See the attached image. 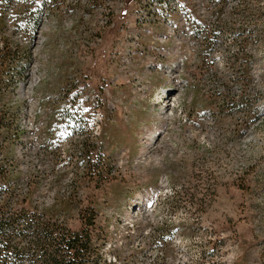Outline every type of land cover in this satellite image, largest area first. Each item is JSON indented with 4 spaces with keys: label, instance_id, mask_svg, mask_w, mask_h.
<instances>
[{
    "label": "rangeland",
    "instance_id": "374dc122",
    "mask_svg": "<svg viewBox=\"0 0 264 264\" xmlns=\"http://www.w3.org/2000/svg\"><path fill=\"white\" fill-rule=\"evenodd\" d=\"M11 1L0 205L98 264H264V0Z\"/></svg>",
    "mask_w": 264,
    "mask_h": 264
},
{
    "label": "trees",
    "instance_id": "16d2710c",
    "mask_svg": "<svg viewBox=\"0 0 264 264\" xmlns=\"http://www.w3.org/2000/svg\"><path fill=\"white\" fill-rule=\"evenodd\" d=\"M11 2L0 0V30L5 27L3 10ZM23 14V24L33 38L42 24L43 10L29 7ZM26 52L21 55L24 62H29L30 54ZM19 55V49L14 51L9 42L0 44L1 84L12 79L10 68ZM13 205L11 197L0 205V264H98L92 259V239L87 230L72 232L43 215ZM93 224L94 218L86 226Z\"/></svg>",
    "mask_w": 264,
    "mask_h": 264
}]
</instances>
